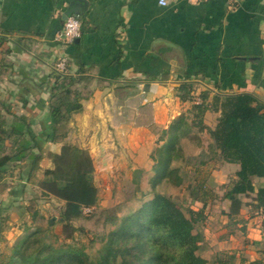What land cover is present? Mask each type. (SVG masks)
Returning <instances> with one entry per match:
<instances>
[{
	"label": "crops",
	"instance_id": "obj_1",
	"mask_svg": "<svg viewBox=\"0 0 264 264\" xmlns=\"http://www.w3.org/2000/svg\"><path fill=\"white\" fill-rule=\"evenodd\" d=\"M86 1L78 15V40L63 45L55 37L69 0H0V37H5L0 47L5 83L0 92L11 110L4 116L5 125H28L38 135L49 123L48 96L61 75L55 64L62 56V74L76 75L82 68V75L91 78L92 94L73 114L67 140L87 149L95 173L147 168L158 131L167 129L204 91L209 108L203 119L212 128L221 111L215 96L250 93L255 103H264V0H167L166 5L158 0ZM150 76L157 79L149 80ZM183 81L194 83L192 100L176 96ZM200 138L201 148L208 150L210 135L203 132ZM60 147L61 142L46 139L40 166L51 167L48 154ZM26 162L10 167L18 174ZM210 168L207 183L217 200L195 226L200 237L197 254L208 264L225 253L235 255L233 264L262 257L261 211L250 217L244 207L240 217L233 218L219 212L223 183L238 166L211 161ZM25 183L17 177L15 188L21 190ZM253 184L256 190L264 186V179L254 177ZM13 188H6L5 199L15 196ZM24 194H17L8 209L25 210L18 200ZM28 226L23 225L13 241L23 239Z\"/></svg>",
	"mask_w": 264,
	"mask_h": 264
},
{
	"label": "trees",
	"instance_id": "obj_2",
	"mask_svg": "<svg viewBox=\"0 0 264 264\" xmlns=\"http://www.w3.org/2000/svg\"><path fill=\"white\" fill-rule=\"evenodd\" d=\"M4 40L1 36L0 47ZM3 60L0 59V84L5 73ZM83 72L82 68L76 75L60 72L48 96L49 123L41 126L38 135L28 125H5L4 116L11 110L0 97V171L6 175L12 171L11 164L26 160L30 163L20 166L18 174L27 183L39 167L46 139L61 142L58 152L48 154L53 165L42 170L43 177L37 184L41 194L63 201L59 220L72 230L76 229L71 222L81 217V206L95 205L98 199L92 157L87 149L67 140L73 114L82 110L83 99L93 91L91 78ZM193 88L192 81H183L176 96L181 101L192 100ZM207 97V91L202 92L198 102L174 117L167 129L158 131L149 155L152 175L149 191L144 193L148 198L119 216L104 209L103 223H109L110 228L95 237L100 245L93 253L83 245L74 247L58 241L48 228L34 227L23 239L13 241L0 264H208L197 254L200 237L194 229L207 218L212 202L217 200L207 183L213 168L209 169L211 161L238 166L234 176H227L223 183L218 199L221 214L240 217L239 212L245 207L252 217L264 210V186L255 190L253 184L254 177L264 179V103H255L256 98L250 93L215 96L221 111L212 128L203 119L209 108ZM203 132L212 139L208 150L201 148ZM186 139L200 148L197 153H186ZM132 172L138 175L144 169ZM162 182L182 187L187 192L188 205L182 207L176 198L158 191L156 187ZM26 183L21 190L13 188L15 196L11 199L0 200V211L17 201L16 195L27 190ZM234 260V254L225 253L210 264H233ZM240 262L264 264V255L254 260L241 258Z\"/></svg>",
	"mask_w": 264,
	"mask_h": 264
},
{
	"label": "rangeland",
	"instance_id": "obj_3",
	"mask_svg": "<svg viewBox=\"0 0 264 264\" xmlns=\"http://www.w3.org/2000/svg\"><path fill=\"white\" fill-rule=\"evenodd\" d=\"M3 57L4 60L2 63L5 64V56ZM1 79L4 80L1 81L4 84L5 79ZM1 95L0 92V97L2 98L3 96ZM185 141L187 152L193 153L192 150L195 147L193 142L188 139ZM181 163L183 164V162ZM38 164L39 167L26 183L27 190L24 191L25 194L18 199L23 203L25 210L13 206L10 209L0 211V260L9 252L13 239L21 232L23 225H29L27 231L34 227L48 228L49 234L55 235L58 241H63L74 247L83 245L87 252L93 253L100 245V242L95 237L110 228L109 223H103L102 211L106 209L111 214L119 216L131 211L148 198L144 193L149 191V180L152 175L151 159L147 168L142 167L144 172L138 175L132 172L131 168L121 173L109 172L102 174L100 172H93V182L98 192L97 202L94 205L93 212L90 214L81 213V217L71 222L76 229L72 230L64 226L63 222L59 220L63 201L52 195L47 196L41 194L40 186L37 183L43 177L42 170L44 167H41L39 162ZM52 165L51 159V167ZM11 169L12 171H8L6 175L5 172L0 171V200L2 201L8 196L9 190L6 188L9 187L10 189V187H15L16 178L19 177V174L14 173V168ZM135 178L137 180L136 183L134 182ZM156 189L176 198V201L182 207H185L189 203L187 192L180 186L162 182L157 185ZM33 199H37V202H34ZM35 209L38 210L33 216ZM22 211L24 215L28 213V216H24ZM96 217L101 218L96 219ZM49 221L51 224H49Z\"/></svg>",
	"mask_w": 264,
	"mask_h": 264
},
{
	"label": "built area",
	"instance_id": "obj_4",
	"mask_svg": "<svg viewBox=\"0 0 264 264\" xmlns=\"http://www.w3.org/2000/svg\"><path fill=\"white\" fill-rule=\"evenodd\" d=\"M167 0H158V4L166 5ZM81 34V20L77 14H70L63 21L62 28L56 34V39L63 45L72 44L76 38ZM66 68V58L60 57L55 64V69L58 72H63ZM198 102V99L196 100ZM81 213L90 214L94 210V205H83L81 206ZM261 220L264 226V210L261 211Z\"/></svg>",
	"mask_w": 264,
	"mask_h": 264
},
{
	"label": "water",
	"instance_id": "obj_5",
	"mask_svg": "<svg viewBox=\"0 0 264 264\" xmlns=\"http://www.w3.org/2000/svg\"><path fill=\"white\" fill-rule=\"evenodd\" d=\"M77 1H81L83 4H78ZM87 5V1L86 0H69V4L67 6V8L64 10V12L62 13V19H66L67 16H69L70 14H77L79 15L81 13L82 10H84V8ZM78 38L75 39V41H77ZM31 82V81H30Z\"/></svg>",
	"mask_w": 264,
	"mask_h": 264
}]
</instances>
